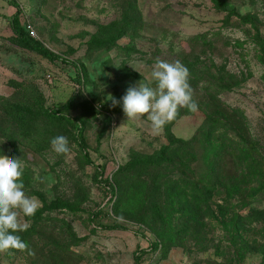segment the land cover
<instances>
[{"label":"rangeland","instance_id":"rangeland-1","mask_svg":"<svg viewBox=\"0 0 264 264\" xmlns=\"http://www.w3.org/2000/svg\"><path fill=\"white\" fill-rule=\"evenodd\" d=\"M126 1L0 0V154L13 158V144L21 150L25 193L38 199L36 213L43 212L25 240L28 248L0 251V264H264V172L244 178L263 192L256 201L248 196L238 208L230 207L242 199L225 198L227 184L214 187L221 196H213L215 214L209 217L220 222L215 205L224 199L226 223L235 214L260 211L259 219L243 221L245 230L232 233L207 219L201 242L187 237L168 247L154 235L162 228L158 216L167 219L172 212L158 194L165 182L174 186L191 175L204 179L212 168L213 181L219 174L209 143L200 137L225 123L215 114L218 125L208 124L216 106L245 118L251 150L260 155L264 171V0H223L254 24L228 20V12L216 9L212 0H135L143 19L135 32L126 29L132 14ZM14 2L28 36L59 60L43 57L16 36ZM94 41L107 46L93 48ZM158 59L179 60L188 68L198 110L179 108L154 132L147 114L127 119L112 98L119 102L139 82L154 87L151 72ZM70 102L74 107L66 108ZM51 108H64L80 122L83 139L69 123L49 124L42 110ZM14 109L27 112L32 126H19ZM57 135L67 137L68 153L53 151L50 141ZM163 147L174 160L182 152L186 161L140 164ZM229 160L222 162V174L238 175L232 184H241ZM134 161L127 186L121 187L115 176ZM62 203L74 210H51ZM18 219L25 228L32 224L22 214Z\"/></svg>","mask_w":264,"mask_h":264},{"label":"trees","instance_id":"trees-1","mask_svg":"<svg viewBox=\"0 0 264 264\" xmlns=\"http://www.w3.org/2000/svg\"><path fill=\"white\" fill-rule=\"evenodd\" d=\"M214 7L218 10H222L227 13V19L231 20L232 18L236 17L240 20V22L245 24H254L253 18L248 16H241L236 12L235 9H230L227 5V3L223 0H212ZM127 5L130 9H132V14L128 16V21L126 24V29L132 32H135V27L139 30L143 24V19L140 16L137 7L135 6V0H127ZM13 6L16 7L17 11L16 13L11 17V25L14 33L16 36L31 50L37 52L38 54L42 55L43 57L49 59V60H59L58 57L52 55L45 47H43L41 44L37 43L35 39H32L28 36V33L30 31L27 30L24 26L21 25L19 16L20 11L17 3H13ZM96 44V45H93ZM93 48H104L107 46V42L100 41L96 43L93 42ZM129 50H127L128 52ZM263 61V59H262ZM78 83H81V80L78 79ZM213 106V105H212ZM74 107L72 105V102L68 103L66 105V108H72ZM18 108V106H17ZM62 109H45L42 110L43 116L46 119V121L53 125V126H59L60 123L66 122L69 123L73 129H75L77 136L80 139H83L82 132L84 127L82 124L78 121H74L72 118L68 117L66 114L62 112ZM114 111L117 112L119 108L113 107ZM23 109H21L22 111ZM222 116L224 119V124H220L221 127H215L211 128L208 134L203 135L201 133L200 137H204L206 139V142L209 143L211 148V153L214 157L213 164L215 165V169H219L218 176L215 177L213 181V177L210 178V176L213 175L214 171L213 168L210 169L208 176L204 179L198 178L197 176H187L186 180H178L176 181V184L174 186L168 185L166 182L164 184V189L161 192L160 188L158 190L159 196L163 197L164 199V208L169 210L168 208L172 209L171 215L167 216V219H163L162 216H158L159 223L162 224L160 228L157 231H154V235L156 236V239L163 243H167L168 247L171 243L176 244L177 240H182L183 238L191 237L196 239L197 242H201V236L204 233V228L207 226L206 220L207 219H214L218 221V219L209 217L210 215L215 214V210L212 208L213 204L211 205V201L213 199L214 195H220L219 192H217V189L215 185H221L224 184L225 186V198L230 199H242L239 202H235L236 205L232 206L230 208H238L239 203L243 200H245L248 196H250V199L253 201H256L258 198L257 196L260 195L262 190H256V188L251 187L247 181H244V178L250 177V174L254 171H256V175H262L264 171H262L260 168H263V164L261 163V157L256 152H253L251 150L250 145V139H249V132L248 128L246 126L245 118L240 116L239 114H236V112L229 113L226 110L220 108L219 106H216V109L211 113H208V124L217 126L218 123L213 118L216 117L214 115ZM13 116L15 120L19 122V126L25 127L27 129L28 126H32L28 122L32 121L30 117H28L27 112H20V109H14ZM63 124V123H62ZM1 137V136H0ZM81 152L85 150L82 143H80ZM198 143V141H197ZM202 143V142H201ZM200 143V144H201ZM250 145V148H249ZM224 149L228 151L224 155ZM169 147H163L160 151L156 153V155L153 158H144L140 160L141 165H149L151 162H155L156 164L161 163H172L176 164L178 162H184L186 159H184L182 156L184 154H181L182 152L178 153L176 155V160L173 159V156L171 155V151H169ZM216 153V154H215ZM22 154L21 150L13 144L12 149L9 152V156L12 155L15 158H19ZM180 156L178 159L177 157ZM211 154L209 155V157ZM223 156H226V160L223 159ZM87 157V154H86ZM154 159V160H153ZM231 159V160H229ZM225 160V161H224ZM227 160L232 163L234 167V172L236 174H240V181L242 178L241 184H232V181L239 176H235L234 174H228L227 178L224 177L222 174L223 164L226 165ZM224 161V162H223ZM137 161H134L133 163L128 164L124 168H122L119 172H117L116 176L118 179L117 181L119 183H122L121 187L127 186V183L125 179L128 175L129 167H134L137 165ZM223 162V164H222ZM226 162V163H225ZM128 167V168H127ZM223 169V170H222ZM102 173V171L100 172ZM228 173V171H227ZM221 175V177H220ZM255 175V177H257ZM209 177V178H208ZM264 177V174H263ZM226 179V180H225ZM214 184L213 187H208V184ZM170 184V183H169ZM263 188V187H262ZM251 190H255L254 193H251ZM122 193L127 195L126 201H131L132 198L129 197V193L126 189L122 190ZM221 196V195H220ZM224 199V198H223ZM226 199H224L223 203H219L216 206V209L220 212L219 218H221L220 222L226 228H229L232 233L238 232L240 229L245 230V224L243 221L245 219H248L250 223L260 218L259 213L260 211H256L253 213H248L247 217L238 214H235L232 219H230L227 223L225 220L226 216L224 213L225 208L227 207ZM70 209L74 210V207L70 204L62 203L60 205H56V207H51V210L55 209ZM234 211V210H233ZM42 211H38L35 213L32 217H27L29 220L32 221V224L29 228H25L24 231L20 232L19 235L21 238L25 241L28 239L33 232L36 231L37 223L42 218ZM264 214V211L262 212ZM219 222V221H218ZM219 222V223H220ZM231 223V224H230ZM243 224V225H242ZM242 225V226H241ZM242 237V235L238 236L237 238ZM156 244V243H155ZM166 244V246H167ZM243 249V247L241 248ZM263 252V251H262ZM260 253V252H259ZM138 260V258H136Z\"/></svg>","mask_w":264,"mask_h":264},{"label":"clouds","instance_id":"clouds-1","mask_svg":"<svg viewBox=\"0 0 264 264\" xmlns=\"http://www.w3.org/2000/svg\"><path fill=\"white\" fill-rule=\"evenodd\" d=\"M151 78L154 87L139 82L127 88L119 102L112 98L113 105L119 103L127 119L147 114L152 130L158 132L175 118L179 108H187L191 112L198 110L192 99L188 68L179 60H156ZM50 144L57 154L70 151L69 141L63 135L53 137ZM24 169L25 164L20 158L0 154V251H23L28 248L19 235L25 226L20 224L18 216H34L39 201L25 193L22 180Z\"/></svg>","mask_w":264,"mask_h":264}]
</instances>
